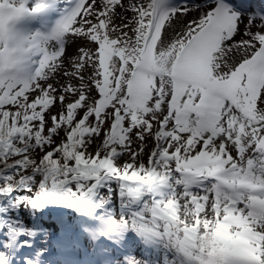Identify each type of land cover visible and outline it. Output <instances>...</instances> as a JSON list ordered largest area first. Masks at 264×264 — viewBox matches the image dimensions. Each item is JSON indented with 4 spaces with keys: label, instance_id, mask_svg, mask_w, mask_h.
Returning a JSON list of instances; mask_svg holds the SVG:
<instances>
[{
    "label": "snow or ice",
    "instance_id": "6c2138e0",
    "mask_svg": "<svg viewBox=\"0 0 264 264\" xmlns=\"http://www.w3.org/2000/svg\"><path fill=\"white\" fill-rule=\"evenodd\" d=\"M0 264H264V0H0Z\"/></svg>",
    "mask_w": 264,
    "mask_h": 264
},
{
    "label": "rangeland",
    "instance_id": "374dc122",
    "mask_svg": "<svg viewBox=\"0 0 264 264\" xmlns=\"http://www.w3.org/2000/svg\"><path fill=\"white\" fill-rule=\"evenodd\" d=\"M73 51H74V46L69 48V54L71 55Z\"/></svg>",
    "mask_w": 264,
    "mask_h": 264
}]
</instances>
